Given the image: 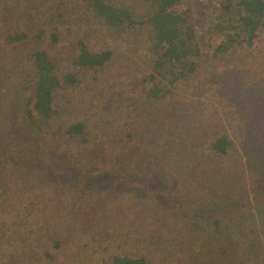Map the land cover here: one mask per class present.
Masks as SVG:
<instances>
[{
    "label": "trees",
    "instance_id": "16d2710c",
    "mask_svg": "<svg viewBox=\"0 0 264 264\" xmlns=\"http://www.w3.org/2000/svg\"><path fill=\"white\" fill-rule=\"evenodd\" d=\"M191 9L0 0V264H264V0Z\"/></svg>",
    "mask_w": 264,
    "mask_h": 264
},
{
    "label": "rangeland",
    "instance_id": "374dc122",
    "mask_svg": "<svg viewBox=\"0 0 264 264\" xmlns=\"http://www.w3.org/2000/svg\"><path fill=\"white\" fill-rule=\"evenodd\" d=\"M219 0H191V16L187 19V24L192 25L196 34L206 38V27L211 22L213 12L217 7ZM5 93V92H4ZM0 89V142L1 149L11 151L17 149L19 145H29L28 139L24 137L23 130L20 126V116L13 101L7 97ZM40 165L43 166V164ZM50 172L53 176L65 177L72 184H77L84 180L88 186H99L107 189H117L122 184L117 181L111 174H82L80 172L68 171L63 167L50 166ZM84 177V178H83ZM83 178V179H82Z\"/></svg>",
    "mask_w": 264,
    "mask_h": 264
}]
</instances>
